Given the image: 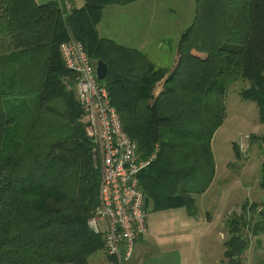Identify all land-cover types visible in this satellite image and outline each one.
I'll return each instance as SVG.
<instances>
[{
	"label": "trees",
	"instance_id": "16d2710c",
	"mask_svg": "<svg viewBox=\"0 0 264 264\" xmlns=\"http://www.w3.org/2000/svg\"><path fill=\"white\" fill-rule=\"evenodd\" d=\"M131 1L85 0L71 12L90 58L108 63L101 81L149 161L139 172L147 209L185 207L195 216L196 196L216 176L212 140L231 83L249 81L241 96L264 121V0H196L172 68L100 37L102 8ZM69 15L59 0H0V264H90L103 251V236L89 226L100 165L72 88L76 73L59 51L74 33ZM259 217L254 232L264 235V211ZM226 227L224 256L239 264L246 244L237 216Z\"/></svg>",
	"mask_w": 264,
	"mask_h": 264
},
{
	"label": "rangeland",
	"instance_id": "374dc122",
	"mask_svg": "<svg viewBox=\"0 0 264 264\" xmlns=\"http://www.w3.org/2000/svg\"><path fill=\"white\" fill-rule=\"evenodd\" d=\"M152 6L155 12L158 10L161 12L156 14L157 21H162V23L159 27L155 25V28L168 35L164 47L156 50L157 54L164 65H174L173 53L176 52L177 38L192 23L196 0H155ZM249 84V81L239 79L228 87L225 96L227 115L212 140L217 165L216 181L208 195L197 197V206L198 213L203 216L206 210H211L208 204H205V199L216 195V206L227 202L223 213L215 217L221 220L224 218L218 228L227 238L226 219L237 216L240 222L239 235L246 244L242 254L238 257L239 264H264V235L254 232L257 221L260 219L259 212L264 211V187L262 186L264 121L261 119L256 102L246 100L241 96V90ZM93 142V153L98 159V164L101 165L98 144ZM234 143L240 150L239 156L234 153ZM246 200H249V206L243 211L242 205ZM250 206L253 211L248 210ZM211 212H215L214 206ZM241 214L243 217L240 216ZM149 218L151 215H148ZM204 229L203 226L202 230ZM106 259L107 256L99 251L90 257V262L91 264H105ZM228 262L233 263L225 259V263L228 264Z\"/></svg>",
	"mask_w": 264,
	"mask_h": 264
},
{
	"label": "built area",
	"instance_id": "2783aa9c",
	"mask_svg": "<svg viewBox=\"0 0 264 264\" xmlns=\"http://www.w3.org/2000/svg\"><path fill=\"white\" fill-rule=\"evenodd\" d=\"M59 1L71 13L72 3ZM59 51L66 68L76 73L72 88L83 111L82 121L99 147L100 204L89 226L103 236V253L124 264L133 256L137 240L148 232L139 172L149 161L140 159L137 143L125 130L109 88L98 76L97 61L90 58L83 41L73 33Z\"/></svg>",
	"mask_w": 264,
	"mask_h": 264
},
{
	"label": "crops",
	"instance_id": "0c3cea01",
	"mask_svg": "<svg viewBox=\"0 0 264 264\" xmlns=\"http://www.w3.org/2000/svg\"><path fill=\"white\" fill-rule=\"evenodd\" d=\"M51 1L55 0H36L38 4ZM69 1L73 8L85 5V0ZM154 1L134 0L129 3L105 5L97 31L100 37L110 38L122 45L141 50L159 67H173L177 60V46L176 52L173 53L174 65L161 63L156 51L164 47L168 35L155 28V25L159 27L162 21H157L156 13L161 12H155V8L153 10ZM180 37L181 35L177 38L176 45ZM216 176L211 186L196 198L208 195ZM215 199L216 195L205 199V204H208L211 210L214 206L215 212L206 210L203 216L199 213L190 215L185 207L148 210V215H151L148 219V232L137 240L133 256L124 264H224L226 238L218 228L224 218L221 220L215 215L223 213L227 202L216 206ZM246 202L247 200L242 209ZM106 261L105 264H117V260L112 257H107Z\"/></svg>",
	"mask_w": 264,
	"mask_h": 264
},
{
	"label": "water",
	"instance_id": "95a60500",
	"mask_svg": "<svg viewBox=\"0 0 264 264\" xmlns=\"http://www.w3.org/2000/svg\"><path fill=\"white\" fill-rule=\"evenodd\" d=\"M70 23L73 29V32L77 38L84 40L82 24L79 21L76 13L71 12L69 15ZM109 71V65L103 59L97 61V73L100 79H104Z\"/></svg>",
	"mask_w": 264,
	"mask_h": 264
},
{
	"label": "bare ground",
	"instance_id": "6f19581e",
	"mask_svg": "<svg viewBox=\"0 0 264 264\" xmlns=\"http://www.w3.org/2000/svg\"><path fill=\"white\" fill-rule=\"evenodd\" d=\"M73 30V29H72Z\"/></svg>",
	"mask_w": 264,
	"mask_h": 264
}]
</instances>
